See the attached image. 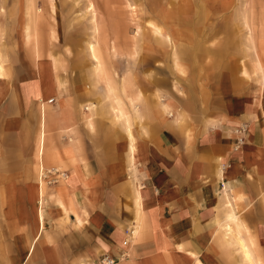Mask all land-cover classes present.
<instances>
[{"label":"crops","instance_id":"0c3cea01","mask_svg":"<svg viewBox=\"0 0 264 264\" xmlns=\"http://www.w3.org/2000/svg\"><path fill=\"white\" fill-rule=\"evenodd\" d=\"M37 62L0 76V264H240L232 241L264 264V79L227 78L184 127L159 110L133 123L136 147L125 126L89 130L61 68Z\"/></svg>","mask_w":264,"mask_h":264},{"label":"rangeland","instance_id":"374dc122","mask_svg":"<svg viewBox=\"0 0 264 264\" xmlns=\"http://www.w3.org/2000/svg\"><path fill=\"white\" fill-rule=\"evenodd\" d=\"M38 59L82 96L89 130L125 126L137 147L133 123L160 111L184 127V111L207 107L227 78L262 88L264 0H0V76L28 77ZM222 247L246 264L235 242Z\"/></svg>","mask_w":264,"mask_h":264},{"label":"built area","instance_id":"2783aa9c","mask_svg":"<svg viewBox=\"0 0 264 264\" xmlns=\"http://www.w3.org/2000/svg\"><path fill=\"white\" fill-rule=\"evenodd\" d=\"M246 131V126L241 125L238 130H236V133L238 134L237 138V144L235 146L236 149H239L244 143H245V136L243 135ZM59 174V175H58ZM58 174H55L54 172H48V175L46 176V179L49 180L51 183H57L60 178H65V171L58 172ZM222 188H224V184L222 183ZM99 264H117L116 261L109 256L103 257L101 262Z\"/></svg>","mask_w":264,"mask_h":264},{"label":"bare ground","instance_id":"6f19581e","mask_svg":"<svg viewBox=\"0 0 264 264\" xmlns=\"http://www.w3.org/2000/svg\"><path fill=\"white\" fill-rule=\"evenodd\" d=\"M90 50L92 51V54H93V58L94 59H97V55H96V50H95V46H94V44H90ZM98 64V63H97ZM93 106V105H92ZM132 136V135H131ZM130 136V137H131ZM55 172L56 173H58L59 172V170L58 169H56L55 170ZM46 176H47V174L46 173H44L43 172V174H42V180H43V182H45V178H46ZM233 210V209H232ZM230 213H228L227 215H229ZM236 215V214H235ZM230 217H233V216H230ZM227 219L229 218V217H226ZM232 219V218H231ZM234 219V218H233ZM236 221V220H235ZM234 221V222H235ZM228 223H229V221H228ZM233 223V222H232ZM236 223V222H235ZM234 223V224H235ZM229 225V224H228ZM237 227V226H236ZM235 227V228H236ZM234 228V229H235ZM227 229L228 230H230L231 232H232V230H231V227L230 226H227ZM226 229V230H227ZM233 229V230H234ZM239 229V228H238ZM240 229H241V227H240ZM243 230V229H242ZM235 231V230H234ZM240 231V230H239ZM238 231V232H239ZM237 235V234H236ZM235 236V235H234ZM238 237V236H237ZM245 238V237H244ZM244 238H243V240H244ZM237 239V238H236ZM245 241V240H244ZM237 242V241H236ZM239 243V242H238ZM239 245V244H238ZM240 245H241V250L244 252L243 253V255H245V259H247L246 261H248V263H250V264H256V262H255V260H254V258H253V256H252V254H251V252H250V250H249V247L245 244V242H243V241H241V243H240ZM250 245V244H249ZM240 247V246H239Z\"/></svg>","mask_w":264,"mask_h":264}]
</instances>
